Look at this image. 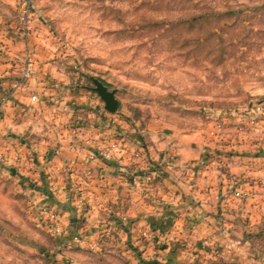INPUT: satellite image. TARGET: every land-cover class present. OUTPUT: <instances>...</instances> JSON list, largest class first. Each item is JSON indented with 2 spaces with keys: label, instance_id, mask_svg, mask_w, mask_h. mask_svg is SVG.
I'll use <instances>...</instances> for the list:
<instances>
[{
  "label": "rangeland",
  "instance_id": "rangeland-1",
  "mask_svg": "<svg viewBox=\"0 0 264 264\" xmlns=\"http://www.w3.org/2000/svg\"><path fill=\"white\" fill-rule=\"evenodd\" d=\"M28 26V41L43 33L49 60L69 79L61 101L80 135L90 122L124 126L126 143L133 130L151 142L172 132L210 141L216 133L223 152L203 153L216 160L233 150L223 145L233 140V127L253 126L248 113L264 104V0H32ZM92 76L115 89V112L91 89ZM217 122L225 129L215 131ZM35 136L27 131L23 139ZM237 143L245 164L249 147L243 139ZM9 166L7 150L0 149V264H47L53 234ZM241 180L257 194L233 211V230L213 227L220 242L193 239L183 253L188 257L176 251L166 261L139 260L127 242L102 232L97 247L85 249L87 258L91 264H264V179Z\"/></svg>",
  "mask_w": 264,
  "mask_h": 264
},
{
  "label": "crops",
  "instance_id": "crops-1",
  "mask_svg": "<svg viewBox=\"0 0 264 264\" xmlns=\"http://www.w3.org/2000/svg\"><path fill=\"white\" fill-rule=\"evenodd\" d=\"M17 2L0 0V102L4 101L0 149L7 150L9 176L19 181L26 195L54 204L61 212L60 230L53 232L51 220L31 205L53 234V254L47 264H91L85 249L97 247L102 232L127 242L139 260L166 261L176 251L188 257L183 253L193 239L199 245L200 241L220 242L214 228L222 229L221 233L233 230V211H240L241 204L257 194L251 188L250 195L235 199L230 192L233 185L241 184V178L264 179V114L251 127L234 126L233 140L223 144L233 150L218 154L216 160L205 156L196 174L187 167L191 160L199 162L205 149L223 152L216 133L210 141L199 135L190 142L184 134L172 132L151 142L133 130L125 142L126 153L104 158L100 150L113 134L107 126L90 122L94 126L80 135L78 127L67 123L68 112L63 110L67 106L61 100L69 79L59 64L49 60L50 44L43 33H35L28 42L21 36ZM27 50L34 71L18 84ZM32 94L38 99H31ZM213 125L215 131L225 129L218 122ZM27 131L36 133L34 140L23 139ZM242 139L250 151L245 164L239 163L234 151ZM136 146L143 147L144 155L130 159L128 152ZM155 167L161 175L151 182L132 181L131 172Z\"/></svg>",
  "mask_w": 264,
  "mask_h": 264
},
{
  "label": "built area",
  "instance_id": "built-area-1",
  "mask_svg": "<svg viewBox=\"0 0 264 264\" xmlns=\"http://www.w3.org/2000/svg\"><path fill=\"white\" fill-rule=\"evenodd\" d=\"M31 5H32V0H20L16 12L20 26L21 36L27 41L29 37L28 24L31 15ZM33 71H34V61L30 55V52L27 50L23 55V64H22L18 84H21L23 81L29 78L33 74ZM31 99L37 100L38 95L32 94ZM263 109H264V104L261 103H256L254 106H252L251 110L249 109L250 111L248 113L249 121L252 123H257L260 119L259 115ZM105 126H107L110 134L112 133L113 135L109 136L108 138H105L106 144L100 150V154L104 158H110L117 155L122 156V154L127 152V147L125 143L126 130L124 126L119 125L117 123L111 124L110 122H107ZM143 155H144V150L143 147L141 146H136L128 152V157L130 159H136ZM204 161H205V157L201 158L199 162L190 163V167L188 166L189 170H191L193 166L195 167V165H197L198 163L199 164L204 163ZM156 173L157 172L155 171V168L145 169L140 172L134 171L131 172V179L132 181L138 184L142 182H151L153 178L156 176ZM230 192L233 198L239 200L250 195V192L246 190L245 187L242 185H233ZM214 197L216 200H219L220 194H216ZM30 201H31V205L34 207L37 214L38 213L44 214L47 218L51 220V231L53 232L59 231L61 212L57 209V207L54 204H46L34 199H30ZM74 238L78 239L79 236L75 235Z\"/></svg>",
  "mask_w": 264,
  "mask_h": 264
},
{
  "label": "water",
  "instance_id": "water-1",
  "mask_svg": "<svg viewBox=\"0 0 264 264\" xmlns=\"http://www.w3.org/2000/svg\"><path fill=\"white\" fill-rule=\"evenodd\" d=\"M93 85L90 86L103 101V107L110 111L114 112L118 106V98L115 95V89L109 88L102 80L97 77H91Z\"/></svg>",
  "mask_w": 264,
  "mask_h": 264
},
{
  "label": "trees",
  "instance_id": "trees-1",
  "mask_svg": "<svg viewBox=\"0 0 264 264\" xmlns=\"http://www.w3.org/2000/svg\"><path fill=\"white\" fill-rule=\"evenodd\" d=\"M104 110H105V109H104ZM158 169H159L158 167H155V171L157 172V173H156V177H157L158 175H161Z\"/></svg>",
  "mask_w": 264,
  "mask_h": 264
}]
</instances>
